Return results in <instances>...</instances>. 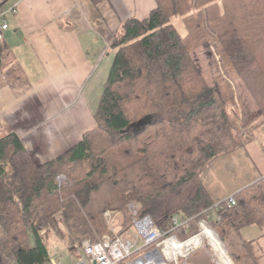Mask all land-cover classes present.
<instances>
[{
	"label": "trees",
	"instance_id": "obj_1",
	"mask_svg": "<svg viewBox=\"0 0 264 264\" xmlns=\"http://www.w3.org/2000/svg\"><path fill=\"white\" fill-rule=\"evenodd\" d=\"M0 0V9L4 8ZM224 6L234 0H223ZM146 18L121 23L111 47L114 61L95 113L96 125L59 156L41 162L16 132L0 138V264H45L49 244L62 240L82 258L86 238L129 234L134 205L161 229L172 218L192 217L215 203L202 175L219 156L246 145L226 103L210 86L175 19L190 15L192 0H156ZM232 28L216 34L241 77L264 125V0L231 6ZM6 17V16H5ZM256 19V21L254 20ZM0 40V68L7 46ZM150 117L151 122L136 126ZM68 181L59 185L57 176ZM237 204L211 224L235 230L264 228V176L234 194ZM112 212V229L106 212ZM199 217L191 220L190 233ZM115 231V234L111 232ZM180 235L183 231L179 229ZM251 264V244L246 246Z\"/></svg>",
	"mask_w": 264,
	"mask_h": 264
},
{
	"label": "crops",
	"instance_id": "obj_2",
	"mask_svg": "<svg viewBox=\"0 0 264 264\" xmlns=\"http://www.w3.org/2000/svg\"><path fill=\"white\" fill-rule=\"evenodd\" d=\"M156 5V0H5L9 28L1 42L7 48L0 68V138L16 132L41 162L78 143L96 125L115 56L111 42L121 23L148 17ZM263 176L264 128L251 133L245 146L214 159L202 181L216 202ZM222 228L244 254L250 243L254 260L264 264V228L258 227V235L249 227L236 231L229 221ZM51 243L65 244L58 238Z\"/></svg>",
	"mask_w": 264,
	"mask_h": 264
},
{
	"label": "rangeland",
	"instance_id": "obj_3",
	"mask_svg": "<svg viewBox=\"0 0 264 264\" xmlns=\"http://www.w3.org/2000/svg\"><path fill=\"white\" fill-rule=\"evenodd\" d=\"M192 1L194 4L193 12L185 17L175 19L174 23L183 35L187 46L193 50V55L200 65L205 79L210 86L217 89L218 97L226 103L233 124L243 130L246 136L251 133H259L264 127H259L260 124L263 126V123L258 115V110L219 39L214 38L218 32L236 25V22L229 15L231 6H235L236 11H241L249 0H234L232 5L227 7L224 6L223 0ZM254 20L256 21V19ZM257 49L259 60L264 67V39L259 40ZM102 90L104 89L102 88ZM67 181L68 178L65 175L63 184ZM248 227L249 229L254 228L256 235L260 233V229L256 225ZM248 227H244L241 230H247ZM112 229L117 231L118 227L116 226V228ZM217 229L220 230L221 237L226 242L229 253L235 263L251 264L252 262L247 257V254H244L237 245L231 244L230 237L225 236L221 227ZM115 231L111 233L115 234ZM134 232L132 229V233ZM103 233L110 234L107 231ZM101 236H98L95 240L89 238L85 240L96 241ZM139 244H142V242H139ZM64 246L62 244H49L50 257L45 264H52L53 260L60 261L62 264H76L79 259H73L68 252L66 244ZM146 249L144 248L141 252L136 253L135 256L142 254ZM189 262L191 264H216L213 259V251L209 246H207V251L204 248L194 253L190 257Z\"/></svg>",
	"mask_w": 264,
	"mask_h": 264
},
{
	"label": "built area",
	"instance_id": "obj_4",
	"mask_svg": "<svg viewBox=\"0 0 264 264\" xmlns=\"http://www.w3.org/2000/svg\"><path fill=\"white\" fill-rule=\"evenodd\" d=\"M5 16L6 9H0V40L4 39L3 31L9 28ZM64 179L63 174L57 176L60 186ZM236 204V196L230 194L195 216L184 217L182 214L173 216L169 229L158 227L149 214L138 215L136 207L132 205L131 210L134 214L132 229L135 232L132 233L131 230L129 234L115 237L106 233L96 241L84 240L82 258L76 264H191L190 257L207 246L213 251L216 264H236L221 237L220 230L211 224V220L217 217L220 210ZM105 216L113 227L112 212H106ZM199 216L197 230L190 233L191 220ZM179 229L183 231V235H180ZM144 248H147L146 251L135 256ZM52 263L62 264L57 260H53Z\"/></svg>",
	"mask_w": 264,
	"mask_h": 264
},
{
	"label": "water",
	"instance_id": "obj_5",
	"mask_svg": "<svg viewBox=\"0 0 264 264\" xmlns=\"http://www.w3.org/2000/svg\"><path fill=\"white\" fill-rule=\"evenodd\" d=\"M149 122H151V118L150 117H145L142 120H140L138 123H136V126L142 127V126L146 125Z\"/></svg>",
	"mask_w": 264,
	"mask_h": 264
}]
</instances>
